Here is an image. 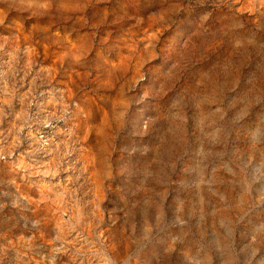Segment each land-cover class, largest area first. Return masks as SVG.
I'll return each mask as SVG.
<instances>
[{
	"label": "rangeland",
	"instance_id": "374dc122",
	"mask_svg": "<svg viewBox=\"0 0 264 264\" xmlns=\"http://www.w3.org/2000/svg\"><path fill=\"white\" fill-rule=\"evenodd\" d=\"M0 264H264V0H0Z\"/></svg>",
	"mask_w": 264,
	"mask_h": 264
}]
</instances>
